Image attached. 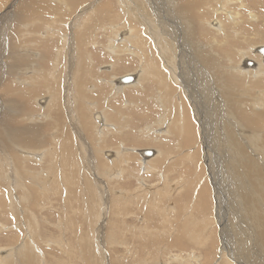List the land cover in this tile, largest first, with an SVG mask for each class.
<instances>
[{
    "label": "rangeland",
    "instance_id": "rangeland-1",
    "mask_svg": "<svg viewBox=\"0 0 264 264\" xmlns=\"http://www.w3.org/2000/svg\"><path fill=\"white\" fill-rule=\"evenodd\" d=\"M205 1L186 29L198 36L191 47L214 55L209 86L183 57L186 69L173 62L185 69L181 87L169 86L168 70L166 84L152 77L161 45L119 0H0V159L27 200L9 209L15 191L0 185L1 253L28 239L38 264H264V76L250 81L236 69L263 62L264 0ZM147 2V11H174ZM126 30L138 36L127 38L134 51ZM132 72L143 81L114 93L117 77ZM58 107L62 124L51 118ZM10 114L34 127L31 143L12 138Z\"/></svg>",
    "mask_w": 264,
    "mask_h": 264
},
{
    "label": "bare ground",
    "instance_id": "bare-ground-1",
    "mask_svg": "<svg viewBox=\"0 0 264 264\" xmlns=\"http://www.w3.org/2000/svg\"><path fill=\"white\" fill-rule=\"evenodd\" d=\"M171 1H173V3H171ZM205 1V0H177L174 1V0H164V2H166L168 5H171V8L174 9V11H170V13L167 11V10H164L162 8L160 9H154L151 7V10H150V13L146 10L145 7L149 6L148 5V2L147 0H119L118 3H120L122 6H123V11H129L128 13V17H131V19H134L136 20L137 24H141V26L145 27V30H144V33L147 32V33H150L152 32L153 30V37H154V42L155 44L157 45H161V48L159 50L160 52V55H158L159 57V61L160 63H162V65L160 64L159 67H158V70L155 74H153L152 77H154L158 82H164L166 84V75L169 72L170 76L172 77L173 79V82H169L168 80V84L169 86H174V84H178V83H182L181 87H186L185 86V82H186V78L183 74V71L186 69L185 66L186 64H183L182 63V58L183 57H186L187 59L189 58L190 59V62L192 64V68L189 70H193L196 69V70H193V73L195 71H197V74H194V76L196 78H199L200 82H201V79H205L206 81V85L205 87H208L209 86V82H208V75L206 73V67L208 66H212L213 63L215 62L214 61V55L213 56H208V53L207 52V48L205 47L204 44H200V45H196V49H194V47H191L192 44L190 43V40L188 39L189 38H194V39H198L195 34V32L192 34L190 32H187L188 29V24H187V17H189L190 13L196 11L197 12V9L198 7L200 8V5L202 4V2ZM224 1V0H223ZM205 2H208V0H206ZM28 4V3H27ZM175 4V5H173ZM207 4V3H206ZM100 5H102L100 3ZM209 5V3L207 4ZM25 3H22L20 5V10H22L23 12L26 11L27 9V6H25ZM24 7V8H23ZM100 7V6H99ZM109 7V6H108ZM208 7V6H207ZM22 8V9H21ZM170 8V7H169ZM168 8V9H169ZM99 9V8H98ZM97 9V10H98ZM125 9V10H124ZM19 10V11H20ZM30 10V9H29ZM28 10V11H29ZM216 11V9H214ZM104 12V11H102ZM127 13V12H126ZM173 13L176 14V18L178 20L175 19V17L173 16ZM22 14V13H20ZM100 14V13H99ZM102 15V13H101ZM126 15V14H125ZM20 16V15H19ZM127 16V15H126ZM232 16V15H231ZM202 17V16H201ZM244 17V16H243ZM186 18V19H185ZM200 18V17H198ZM234 18V15L233 17ZM157 21L158 24H156L155 20ZM179 19H182V20H179ZM124 20V19H123ZM199 19H197L196 22H198ZM212 20V19H211ZM210 20V21H211ZM234 20V19H233ZM133 21V20H132ZM180 21V22H179ZM235 22V21H234ZM237 22V21H236ZM135 23V21L133 22ZM168 23V24H166ZM190 23V22H189ZM192 24V23H191ZM199 24V22H198ZM217 24V22H216ZM219 24V23H218ZM201 25L204 26V23L201 21ZM207 25V24H206ZM210 25V24H209ZM201 26V29L202 27ZM219 26V25H217ZM215 25V29L217 27ZM110 27V26H109ZM132 27V26H131ZM208 28V27H207ZM214 29V27H212ZM235 28V27H234ZM150 29V31H149ZM212 29V30H213ZM220 29V28H219ZM206 30V29H205ZM211 30V31H212ZM217 30V29H216ZM216 30H213L216 31ZM223 30V28H222ZM218 31V30H217ZM132 30H129V33L127 32V30L125 31V34H127L126 36V40H125V44L124 46L126 47V45H130L129 46V51H134L133 48H135L134 46H132L131 43H129L130 41L128 40L130 37H134V38H137L138 36L135 35V34H132L131 33ZM140 32V31H139ZM187 32V33H185ZM146 33V34H147ZM218 33V32H217ZM221 33V32H220ZM122 34V33H121ZM214 34V33H213ZM235 34V33H234ZM86 35V34H85ZM145 35V34H144ZM231 35V34H230ZM219 36V34H218ZM217 37V36H216ZM223 37V36H222ZM128 38V39H127ZM133 38V39H134ZM203 38V37H202ZM229 38V37H228ZM217 40V38H216ZM212 41V40H211ZM214 42V41H213ZM216 42V41H215ZM123 43V42H122ZM134 43V42H133ZM138 43H140V41H137V45ZM198 43V42H197ZM199 44V43H198ZM212 44V43H211ZM134 45V44H133ZM210 45V44H209ZM123 46L122 49H124L125 47ZM136 46V45H135ZM163 46V47H162ZM181 46V48H179ZM215 46H216V43H215ZM214 46V47H215ZM260 46V45H259ZM110 48H108L110 51H112V48H113V51H117V52H120L119 49H117V45H116V49H114L115 45L113 46H109ZM209 47V46H208ZM171 48V50H169ZM193 48V49H192ZM211 48V46H210ZM126 49V48H125ZM172 49L174 50V52L172 53ZM175 50H178V53H176ZM213 50V49H212ZM251 50V49H250ZM180 51V52H179ZM246 52V51H245ZM249 53V52H248ZM28 54V53H27ZM27 54H23L25 55L23 57V59H20L21 61L24 62V64H28V62L31 60V58H29V56ZM246 54V53H245ZM143 54L141 53L140 56H142ZM240 55V54H239ZM247 55V54H246ZM249 55V54H248ZM208 56V57H207ZM179 57V58H178ZM144 58V57H143ZM196 58V59H195ZM246 58V57H245ZM142 59V58H141ZM148 59V58H147ZM225 59V58H224ZM248 59V58H247ZM246 59V60H247ZM16 61V59H13ZM161 60V61H160ZM185 60V59H184ZM229 60V59H228ZM164 63H163V62ZM174 61H177V63H182L183 64V67L185 68L183 70V67L182 66H179L178 64H173ZM212 61H214L212 63ZM223 61V60H222ZM147 62V61H146ZM257 62V61H255ZM148 63V62H147ZM240 63V62H239ZM23 64V63H22ZM238 64V63H237ZM24 66V70L27 71L26 73H29V71L32 69H34V67H32V64L30 65H27V66ZM235 65V64H234ZM22 66V67H23ZM154 66V65H153ZM160 66H162V70L160 69ZM163 66L165 68H163ZM226 66V65H225ZM231 67V66H230ZM236 67V66H235ZM233 68V67H232ZM245 68V67H244ZM244 68H242L241 66L237 67V71L239 70L240 71V75L243 76V75H249V80H250V76H264V61L261 63L259 62L256 66H255V70L252 69L253 72L249 71V70H245ZM249 68V67H248ZM254 68V67H253ZM38 69V68H37ZM188 69V68H187ZM35 70V69H34ZM166 70V71H165ZM218 70V69H217ZM150 71V70H149ZM223 71V70H222ZM235 71V70H234ZM233 71V73H234ZM134 72L130 73L131 75H133ZM144 73V69H142V74ZM153 73V71H152ZM186 73V72H185ZM225 73V72H224ZM129 74V73H128ZM141 73L139 74V72H136V75H133V80L129 83H123L121 81H119V77H117L116 79V82H114V86H113V90H114V93H118L119 90L123 89L124 87H127V86H134L136 84H138V82L140 81H143L142 80V76L140 77V75H142ZM150 74V73H149ZM169 74H168V78H169ZM220 74V73H219ZM50 75V74H49ZM188 75V74H186ZM232 75V74H231ZM38 78L40 77V74L37 73L36 75ZM123 76V75H122ZM148 76V75H147ZM42 77V76H41ZM226 77V76H225ZM224 77V78H225ZM246 77V76H245ZM254 77V78H255ZM51 80H54L53 77H50ZM194 78V77H193ZM196 78H194L196 80ZM221 78V77H220ZM236 78V77H235ZM240 78V77H239ZM242 78V77H241ZM232 79V78H231ZM164 80V81H163ZM188 81V80H187ZM251 81V80H250ZM232 82V81H231ZM238 82V81H237ZM204 83V82H203ZM227 83V82H226ZM244 83V82H243ZM224 84V83H222ZM179 85V84H178ZM225 85V84H224ZM176 87V86H175ZM180 87V88H181ZM166 89V87H164ZM125 89V88H124ZM163 89V88H162ZM195 89V88H194ZM187 90V89H185ZM198 91V94H201L202 92H204V89L202 87H200L199 84H197V89ZM164 91V90H163ZM167 91V90H166ZM188 92V91H187ZM196 92V91H195ZM230 92V91H229ZM186 94V93H185ZM197 94V93H196ZM196 96V95H195ZM205 96V95H204ZM189 97V96H188ZM202 97V96H201ZM233 97V96H232ZM162 98V95L161 97ZM159 98V99H160ZM164 98V97H163ZM234 100V99H233ZM232 100V101H233ZM163 101V100H162ZM161 101V102H162ZM255 102L254 103H250V104H253L254 106L256 105V107H261L259 106V103L254 100ZM260 101V99H259ZM262 101V100H261ZM51 104V103H50ZM245 104V102H243V105ZM74 105V104H73ZM187 107V106H186ZM222 108V109H221ZM221 110H223V106L220 107ZM187 111H189L187 109ZM223 113V112H222ZM255 115V117L257 119L261 118L263 115L259 112H253ZM54 118L51 117L52 119H54L57 124L60 123L62 124L61 122H63V117H62V111L60 109V107H58L57 109H54ZM52 114V115H53ZM64 114V113H63ZM243 118L247 117L246 115H242ZM180 119V118H179ZM190 119V118H189ZM3 121H5L4 123L5 124H8V128H9V133L11 134L12 138L14 140H17L19 142H23V143H31L33 141V136L35 133H34V127H31L29 124L28 125H24L23 123H18L16 122V120L11 117V114L8 116L6 115L5 119L3 118ZM256 121V120H255ZM257 122H253V124H256ZM53 124V123H52ZM194 124L191 123V121H188L184 123V127L183 129L185 130V133H187V137H189L190 139H192V135L190 136V134L192 133L191 129H193V131H195V127L193 126ZM56 126V125H55ZM53 127V126H52ZM61 128V127H59ZM243 129V128H242ZM27 132H31L30 134H26ZM245 132V131H244ZM246 133V132H245ZM4 135V134H3ZM102 135H104V130L102 132ZM195 137V135H194ZM244 137V136H243ZM6 138V137H5ZM60 138V137H58ZM56 139V138H55ZM54 139V140H55ZM194 139V138H193ZM243 139V138H242ZM58 140V139H57ZM10 142V141H8ZM56 142V141H55ZM2 143V142H1ZM57 143V142H56ZM3 145V144H2ZM65 146V145H64ZM66 147V146H65ZM26 148V147H25ZM5 149V148H4ZM35 149L36 151L38 152V150H42L40 148H31L30 149V152H32V154L36 153L38 154L37 152H35ZM69 150V147L67 148ZM66 149V150H67ZM144 149H140L138 152L142 153ZM7 151V150H6ZM28 151V150H27ZM141 151V152H140ZM25 152V151H24ZM28 153V154H29ZM35 154V155H36ZM154 154V152H153ZM152 154V155H153ZM1 156V155H0ZM151 156V155H150ZM150 156H144V157H150ZM155 156V155H154ZM157 156V155H156ZM158 157V156H157ZM261 157H264V156H261ZM260 158V157H259ZM258 158V159H259ZM9 159V158H8ZM6 159L5 155L2 159H0V185H2V187H5L7 188L8 190L7 191H11L14 190L15 192L12 193L9 192L11 194L10 198L8 197V199L10 200V202H8V205H6V207H8L9 209L13 210L15 208H17V211H18V208L19 206L21 205L22 206V203L24 204V201H27L26 200V197L23 195V193L21 192H16L18 191V189H22L21 187H23V184L22 182H18V179L21 180L20 176L17 174V172L15 171L14 167H12V164L11 162ZM145 160V159H144ZM145 163V162H143ZM263 166V165H261ZM14 170H13V169ZM13 170L15 173H12L10 172L9 174V171ZM3 175V177H1ZM16 180V182H15ZM15 183V186L14 187H11V184H14ZM21 185V187H20ZM25 189V188H24ZM23 190V189H22ZM21 190V191H22ZM25 191V190H24ZM250 191H253V190H250ZM26 192V191H25ZM24 192V194H25ZM17 193V194H15ZM28 194V193H27ZM28 196V195H27ZM8 201V200H7ZM255 202V200L252 201V203ZM20 205H19V204ZM17 204L19 206H17ZM252 206V205H251ZM250 206V207H251ZM4 207V206H3ZM252 209L254 211V206H252ZM264 211V210H263ZM15 213V212H14ZM253 215L252 216H255L257 214L255 213H252ZM245 216V215H244ZM18 217V216H17ZM264 217V216H263ZM264 220V219H263ZM260 221V220H259ZM259 224V223H258ZM264 225V224H263ZM261 226V225H260ZM257 227V226H256ZM30 232V231H29ZM28 238V237H27ZM262 240V238H261ZM27 243L23 242V244L19 245L20 248H16V249H12V250H9V251H5L4 253H1L2 250H0V264H7V262H4L6 260H10L12 258H8V257H11L13 255V260L18 262V264H38V262H40V257L38 258V256L34 257L31 255L32 253V249H33V244L31 242H29V240L27 239L26 240ZM258 243V242H257ZM30 250V252H28L27 250ZM4 251V250H3ZM30 254V255H29ZM11 262V261H10ZM40 264V263H39Z\"/></svg>",
    "mask_w": 264,
    "mask_h": 264
},
{
    "label": "water",
    "instance_id": "water-1",
    "mask_svg": "<svg viewBox=\"0 0 264 264\" xmlns=\"http://www.w3.org/2000/svg\"><path fill=\"white\" fill-rule=\"evenodd\" d=\"M258 52L262 54L263 61H264V45L263 46H260L258 48ZM246 64L249 65V66H251V65H253V62L247 59L246 60ZM118 80L121 81V82H123V83H129V82H131L133 80V75H131L130 73L129 74H125V75L119 77ZM97 117H99V116L97 115ZM153 152L154 151L152 149H144L142 151L141 155H143V156H150V155L153 154Z\"/></svg>",
    "mask_w": 264,
    "mask_h": 264
}]
</instances>
